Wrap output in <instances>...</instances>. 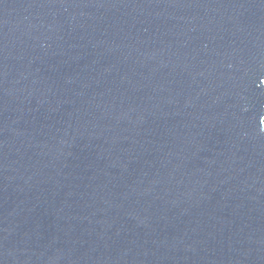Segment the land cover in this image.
Returning <instances> with one entry per match:
<instances>
[{"label":"water","instance_id":"1","mask_svg":"<svg viewBox=\"0 0 264 264\" xmlns=\"http://www.w3.org/2000/svg\"><path fill=\"white\" fill-rule=\"evenodd\" d=\"M0 264H264V0H0Z\"/></svg>","mask_w":264,"mask_h":264}]
</instances>
